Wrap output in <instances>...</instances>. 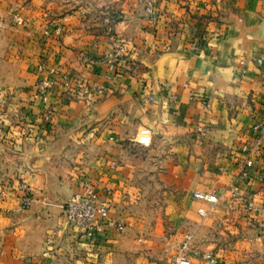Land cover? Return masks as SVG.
<instances>
[{"label": "crops", "instance_id": "0c3cea01", "mask_svg": "<svg viewBox=\"0 0 264 264\" xmlns=\"http://www.w3.org/2000/svg\"><path fill=\"white\" fill-rule=\"evenodd\" d=\"M148 1L29 0L28 32L11 23L0 34V73L27 72L13 84L15 95L0 93V264L149 263L151 245L128 232L89 240L61 208L86 182L99 195L115 188L102 168L119 162L113 156L130 140L131 127L153 131L157 153L173 166L166 178L193 210L192 226L202 239L191 245L192 264L204 252L219 260L220 254L222 264H264L261 216L244 205L243 213L234 212L224 197L215 205L193 198L234 182L246 198L264 197V159L249 178L240 177L242 148L254 138L252 126L264 123V0H163L155 21ZM59 26V41L45 36ZM117 44L125 48L118 59ZM54 53L72 88L57 77L53 116L43 123L47 106L31 98L32 71L41 56ZM112 58L116 64L108 63ZM77 80L85 84L81 91L73 87ZM200 130L208 131L205 137ZM86 144L97 155L84 175ZM221 165L228 172L222 176L215 172ZM129 167L125 159L124 170ZM213 177L217 187L206 184ZM22 183L32 193L28 209L20 203Z\"/></svg>", "mask_w": 264, "mask_h": 264}, {"label": "rangeland", "instance_id": "374dc122", "mask_svg": "<svg viewBox=\"0 0 264 264\" xmlns=\"http://www.w3.org/2000/svg\"><path fill=\"white\" fill-rule=\"evenodd\" d=\"M7 1L9 0H0V34L9 31L11 23L21 32H28L29 27L31 26V21L25 12L29 0H21V2L16 5H14L11 0L9 2ZM17 19H20V22L17 21ZM58 30H60L59 34H57ZM62 32V27L59 26L54 28L53 31L46 30L45 36L49 39H51V36H55L53 40L59 41ZM119 57H117V59ZM112 59L115 61L114 59L116 58ZM0 61H2V58H0ZM116 63L117 62L115 61L114 64ZM41 65H46L50 69L53 68L57 73H59L61 69L63 70L64 67L61 63V58H59V55L56 53L52 56H41L32 71L36 81L33 86L30 87L31 92L42 77V72L40 71ZM26 74L27 72L22 71L19 73L9 72L8 75H6V73H0V93L5 92L4 95H6V97H12L15 95L16 87H14L13 84L22 81ZM0 121L2 124L1 119ZM139 130L136 133L135 129L131 127L127 131L128 135L129 132L132 134L129 138L130 140L125 141L124 149H121L120 153L113 156L118 157L119 162H114V164L110 165L108 169L105 167L102 168L103 172L107 171L106 173L109 174L110 182L112 181L111 177L117 178L116 183L113 184V181L108 183L111 186L115 185V188H112L113 194L110 196V202H113V205L110 206L111 203L108 200L110 197L107 196L105 190L104 194L99 196L101 200L102 196L105 197V200H108L111 210L110 214L112 213L111 217L113 216L112 218L114 220L125 224L126 232L130 233V236L134 241L151 245L152 248H150V252H152V249L155 250V252L152 253V256L150 254L148 264H167V261H169L168 259L172 258L178 252L180 248L179 245L182 242V235L185 231H189L193 234V241L195 240V243H198L197 240H199V238L202 239L201 232L198 233L197 228L192 226L194 222L196 225V220L193 219V210H191L189 203H181V200L179 199V196L184 197L185 195L181 193L175 185L169 182V178H166L170 173L169 171L173 169V166H171L172 163L167 164V161L165 162L162 154L157 153V147L155 146L154 141L149 148L141 147L137 143ZM199 133L201 136L205 137L208 131L200 130ZM253 140H249L244 144L242 148L243 153L244 147L252 143ZM125 148L128 149V152L126 153L123 152ZM106 154L113 155L109 152H106ZM96 155L97 153L92 149H89L86 144L83 154L84 163L80 165L79 172L86 175V173L93 167L92 165L96 159ZM125 159L131 164V168L129 167V170L127 171L124 170ZM263 159L257 165V168L262 166L263 163L261 162ZM230 170L232 172L235 171V169ZM215 172L221 176L228 173L227 170L223 169L222 165L217 166ZM247 178H249V176ZM218 183L219 181H217L215 177L208 178V181H206L207 185L216 184V187L219 185ZM233 184H235V182ZM232 185L228 188L227 186H218L217 189L213 191L226 198V202L229 203L230 206H233L234 212L243 213V205L246 207L248 201H254L258 205L264 204V197L260 198V200L255 199L256 201L254 198H246L240 187L236 192L231 190ZM114 193L116 195L115 200L113 201L112 197ZM75 195L62 203V210L63 206H65ZM193 198L195 199L194 194ZM196 213H198V210ZM234 217L238 220L241 217L244 218V214H236ZM230 237L236 238V236H233L232 234ZM193 241L192 243H194ZM203 249L204 248L199 247V245L193 247V250L197 252H203ZM162 252H164L166 257L168 256L169 258L167 257V259H163ZM218 255L221 260H219L220 264H222L223 259L220 254ZM134 264L139 263L134 262Z\"/></svg>", "mask_w": 264, "mask_h": 264}, {"label": "built area", "instance_id": "2783aa9c", "mask_svg": "<svg viewBox=\"0 0 264 264\" xmlns=\"http://www.w3.org/2000/svg\"><path fill=\"white\" fill-rule=\"evenodd\" d=\"M163 0H149L146 7V12L151 20L155 21L158 18L157 6ZM20 22V19H17ZM60 30L57 31V34ZM196 45L193 44L192 49L195 50ZM116 56H122L125 53V48L122 44L116 45ZM108 63H115L113 60H109ZM42 77L35 85L31 92V97L35 101H40L47 108L44 111L42 120L43 123H49L53 116V110L49 107L52 94L57 86V77H61L55 69H50L46 65L40 66ZM63 84L67 88L71 85L70 79L67 76L61 77ZM74 89L83 90L85 84L83 81H74ZM1 130V121H0ZM252 133L254 140L249 145L245 146L244 160L240 172V177L247 178L252 169L257 168V165L264 158V123L258 122L252 126ZM154 141L153 131L148 127H141L137 135V143L143 148H149ZM20 193V203L23 209H28L32 205V193L30 188L25 184H20L18 187ZM83 191L75 195L65 206H63V213L67 222L76 227L85 238L91 240L97 235H105L110 231L118 234H124L126 232V226L124 223L114 220L110 214V207L108 200H101L99 194L96 192L95 187L86 182L83 186ZM231 190L234 192L239 190V186L233 184ZM105 192L108 197L113 194L110 187L105 188ZM194 197L197 200L205 203L215 205L221 199L222 196L216 192L201 193L195 192ZM246 210L248 213L261 216L263 221L261 222V228L264 232V204L258 205L254 201H248L246 203ZM199 214L205 216L204 211H200ZM193 241V234H187L184 236V241L180 247V250L174 255L169 264H192L189 256L191 252V245ZM199 254V253H198ZM197 254V255H198ZM200 264H220L219 258L213 252H204L199 254Z\"/></svg>", "mask_w": 264, "mask_h": 264}]
</instances>
